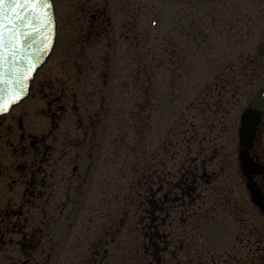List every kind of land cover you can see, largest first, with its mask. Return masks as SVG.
Segmentation results:
<instances>
[{"label": "flooded vegetation", "instance_id": "obj_1", "mask_svg": "<svg viewBox=\"0 0 264 264\" xmlns=\"http://www.w3.org/2000/svg\"><path fill=\"white\" fill-rule=\"evenodd\" d=\"M68 1L67 43L63 47L69 64L66 66L65 60V67L56 63L50 65L49 59L36 73L29 95L0 115V264H124L127 255L137 262L140 251L137 238L132 239V246L123 247L120 237L122 224L129 217L133 218L131 229L135 231L147 219L148 248L143 251L152 258L149 264H166L165 255L176 256L178 251L174 250L177 249L187 255L201 252L203 249L197 246L201 238L198 243L191 235L183 247H169L173 244L169 240L172 205L180 207L182 217L199 224L206 206L207 192L204 195V191L213 190L212 177L218 176L215 169H207L216 156L218 160V146H214L216 150L206 146L204 138L189 126L182 130L181 167L172 178L169 135L148 151L147 158L142 153L146 159L143 161L139 149L140 115L135 116L133 146L136 151L131 162L132 186L128 185L131 195L126 200L130 204L126 205L128 216L123 214L121 187L114 194L120 199L116 202L121 209L115 219H109L108 179L104 173L107 165L104 151L108 147L107 108L104 91L97 90L98 85L92 81L99 80L91 77L90 70L92 63H100L99 67L107 73L114 61L106 50L110 46L111 54H115L116 41L123 52H126L124 48L131 49L134 63L140 39L138 0H117L115 14L109 12V0ZM214 1L213 9L229 0ZM261 1L264 4V0ZM54 2L59 22L61 11L56 0ZM230 3L233 4L232 0ZM181 9L165 8L169 28L172 14L177 15L176 24L181 23L184 16ZM262 10L264 14V8ZM227 13L226 9L218 11L212 21L226 17ZM190 26L194 27L193 23ZM60 31L57 44L61 39ZM136 64L132 71L134 81L139 77V64ZM189 132L197 134L190 137ZM235 136L236 153L232 156L239 166L238 153L242 148L238 145V128ZM123 138L122 134H117L116 144ZM245 155L248 176L239 166L242 180L245 185L250 180L264 196V109ZM215 193L219 198L221 190L215 188ZM222 194L227 200L235 201L232 195ZM140 197L146 198L148 206ZM253 207L264 217V209L254 204ZM247 223L251 238V223L249 220ZM113 243L115 248L111 247ZM190 243L196 247H184ZM234 251L235 254L228 251L223 258L215 256L213 261L223 262L227 258L232 259V264H251L253 259L246 262V256L250 257L251 252L257 250L249 246V249ZM261 251L264 260V248ZM241 254L245 259L239 257Z\"/></svg>", "mask_w": 264, "mask_h": 264}, {"label": "rangeland", "instance_id": "obj_2", "mask_svg": "<svg viewBox=\"0 0 264 264\" xmlns=\"http://www.w3.org/2000/svg\"><path fill=\"white\" fill-rule=\"evenodd\" d=\"M56 2L61 11L58 30L62 31L59 33L61 39L58 40L57 50L49 64L56 63L65 67L69 64L63 45L67 43L65 35L70 3L68 0ZM213 2L216 1L138 0L140 39L134 63L131 49L124 48L126 52H123L119 41L112 45L115 54H111L110 46L107 47L106 51L113 56L114 61L107 73L99 67L100 63H92L91 77L99 80L92 82L98 85L97 90L104 91L103 100L107 108L105 132L108 147L104 151L107 159L104 171L108 179L107 211L109 219H115L121 207L117 206L120 199L114 194L122 187L123 214L128 216L126 205L130 204L127 196L131 195L128 185L132 186L131 162L136 151L133 146L135 116L140 115L139 149L143 161H146L143 158L148 156V151L160 143L165 135H169L172 142V178H175L181 167L182 130L189 126L204 138L206 146L215 150L214 146H218V160L216 156L207 165V169H215L218 176L212 177L216 187L213 184V190L209 188L204 191V195L207 192L204 202L206 206L203 207L204 217L199 224L182 217L180 207L172 205L169 240L173 244L169 247H183L184 242L194 236L198 243L201 238L202 242L197 246L203 250L189 255L180 254L181 249L174 250L178 251L176 256L165 255L166 264H232V259L226 258L220 262L213 261V258H223L228 251L235 254L234 249H249V246L257 251L251 252V258L246 256V262L253 259L251 264H264L261 251L264 248V217L253 207L239 173L238 161L232 156V153H236L234 142H237L235 135L239 114L264 82V4L261 0H232L233 4L230 0L222 3L218 0L222 5L219 8L214 6L213 9ZM108 5L109 12L115 14L117 0H109ZM169 7L172 11L182 8L184 14L181 23L177 21V24V15H171V30L165 15V8ZM225 9L229 11L226 17L221 16L220 20L212 21L218 11ZM191 23L194 27L190 26ZM182 27L184 30L181 31ZM109 64L110 61L107 62ZM134 64H139V77L135 81L132 79ZM119 133L124 138L120 144H116ZM188 134L192 137L197 133ZM189 142L192 143V139ZM194 146H191V150ZM119 184L121 186L118 188ZM215 188L221 190L219 198ZM222 193L232 195L235 201H228ZM141 200L148 206L146 198ZM243 205L247 209L243 210ZM241 216L245 219H241ZM127 219L122 224L120 235L123 247L132 246V239L137 238L140 251L137 262L127 255L123 263L149 264L152 258L143 251L148 248V240L145 238L147 219L139 224L137 231L131 229L133 218ZM247 220L251 223V238L247 233L250 229ZM111 247L116 246L113 243ZM184 247L196 246L190 243ZM239 257L245 259L242 254Z\"/></svg>", "mask_w": 264, "mask_h": 264}, {"label": "snow or ice", "instance_id": "obj_3", "mask_svg": "<svg viewBox=\"0 0 264 264\" xmlns=\"http://www.w3.org/2000/svg\"><path fill=\"white\" fill-rule=\"evenodd\" d=\"M50 7L51 0H0V114L9 111L22 98L25 81L33 74L38 59L26 52L25 47L32 35L49 28L51 19L47 9ZM25 8L35 13L33 20L39 23V28L28 26L27 36L14 26L15 20L26 18L19 17L16 10ZM41 43L42 51L46 50L47 37Z\"/></svg>", "mask_w": 264, "mask_h": 264}, {"label": "water", "instance_id": "obj_4", "mask_svg": "<svg viewBox=\"0 0 264 264\" xmlns=\"http://www.w3.org/2000/svg\"><path fill=\"white\" fill-rule=\"evenodd\" d=\"M16 11L19 17H26L22 20H15L14 26L17 28L18 32H22L25 36H27L29 32V25L31 28H39V23L33 20V17L35 16L34 12L27 8L23 10L17 9ZM47 12L49 18L51 19L49 28L45 29L43 32H36L34 35H32L28 41V45L25 47V51L29 52L30 55H33L34 59L38 56V59H36L34 72L31 77L25 81L22 98L12 106L19 103L28 95L32 79L34 78L38 69L48 60L54 49L57 33V20L53 0H51V7L47 9ZM9 15H11V13H9ZM45 37H47L48 48L42 51L43 45L41 41ZM8 79L11 80L10 77ZM5 87H9V85H5ZM11 87H14V85H11ZM251 105L252 106L245 108L240 115L239 142L244 148H247L251 145L257 125L260 122L261 111L264 109V85L262 89L255 93L252 97ZM245 154L246 150L243 149L240 151L239 157L242 160L241 167L246 174L245 166L247 164V158ZM247 187L251 193L252 201L264 209V197L260 194L259 189L250 181L247 182Z\"/></svg>", "mask_w": 264, "mask_h": 264}]
</instances>
